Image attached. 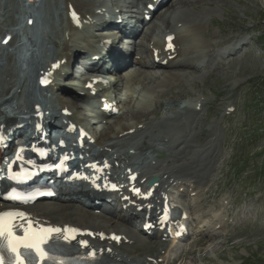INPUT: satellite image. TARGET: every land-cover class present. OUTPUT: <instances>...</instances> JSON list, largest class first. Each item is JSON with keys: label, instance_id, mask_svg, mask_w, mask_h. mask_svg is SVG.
I'll list each match as a JSON object with an SVG mask.
<instances>
[{"label": "rangeland", "instance_id": "obj_1", "mask_svg": "<svg viewBox=\"0 0 264 264\" xmlns=\"http://www.w3.org/2000/svg\"><path fill=\"white\" fill-rule=\"evenodd\" d=\"M78 1L83 4L88 2ZM27 2L28 0H0V39L10 29L14 32L18 30L20 43H25L30 38L37 40L34 47L23 45V48L18 49V43L0 49V87L5 82L10 87L17 79L19 65L30 54L40 55L44 45L49 44L54 57L62 50L66 1L40 0L28 10L25 8ZM176 3L177 0L170 1L154 22V26L152 24L151 37L155 36L157 39L161 36L154 31L165 29L161 26L160 16L175 7ZM34 8H38V20L34 28L27 29L24 20L27 13L33 12ZM178 12L176 9L173 13ZM187 12L192 16L199 13L203 15L195 23L192 22L195 24V31L189 28L179 29L180 36L190 35L201 48L206 44L219 54L213 51L209 59L199 67L196 66V73L189 75L194 70H183L182 67L164 73V81H170L155 88L150 92L151 96L147 97L149 101L160 102V106L155 108L149 105L148 109H156V113L151 114L146 121H141L147 126L149 123L151 129L160 125L158 129L161 131L156 132V138L165 136L163 133L166 130H174L182 137L181 142L178 141L175 146L168 145L174 150L166 148V156L161 152L162 147L157 144L162 158H157V151L142 144L143 141H155V138H151V130L146 129L145 134L128 141L119 138L117 142H122L123 147L126 142L130 144L125 149L133 152L128 158L131 162H159V165L167 169L176 167L172 172L198 165L197 170L203 177V184L198 190L199 197L194 196L195 201H188L187 205L190 208V229L200 231L192 234L186 242L174 245L172 250L167 249L166 255V249L163 250L164 246L156 239H148L147 245L126 248L121 252L137 258L160 256L164 259L162 264H264V0H201L198 10L190 8ZM166 19L172 22V19ZM189 40L192 41L190 38ZM145 42L146 40L143 41V46ZM190 59L194 58L185 60ZM148 69H155L152 71L154 73L164 70ZM173 74L189 76L181 78V85L175 79L172 80ZM156 76L163 80V76ZM152 78L155 81V77ZM138 80L141 81L140 77ZM142 81L144 82V77ZM193 81L196 83L192 84ZM120 87L124 89L122 96L132 99L130 103L123 105L122 112L138 109L135 98L141 96L139 84L131 90L122 85ZM31 96L33 99V92ZM93 121L95 124L92 127L97 133L96 146L98 143L107 142L102 137L104 133L108 140L114 139L120 125L134 130L136 128L135 121L125 119V114L120 118L110 119L108 127H100L94 118ZM110 127L113 131L107 129ZM162 128L165 129L163 133ZM162 142L165 143V140ZM200 143H206L208 147L199 148ZM132 144H137L140 148L132 149ZM184 147L186 150L182 152ZM169 156H181L178 158L182 161H169ZM184 164L186 169L182 167ZM58 204L54 201L42 203L40 206L52 208ZM67 206L72 208L75 205ZM226 211L228 220L233 218L227 224L236 222V225L215 230V219L225 215ZM222 219L226 220L227 217ZM63 221L77 223L68 217H64ZM204 230L210 231L207 235L214 231L216 233L209 237ZM176 256L180 259L176 260Z\"/></svg>", "mask_w": 264, "mask_h": 264}, {"label": "bare ground", "instance_id": "obj_2", "mask_svg": "<svg viewBox=\"0 0 264 264\" xmlns=\"http://www.w3.org/2000/svg\"><path fill=\"white\" fill-rule=\"evenodd\" d=\"M64 1H66V4H67V8L65 7L66 15H68V13H69L68 5H71L74 8V10L79 15H81V16H83L84 12H87L88 14L89 13L91 14L92 13L91 12L92 10H89V8H91L93 6L94 2H95L94 1V2L91 3V0H88L87 3L83 4V3L79 2L78 0H64ZM200 1L201 0H177V3H176V6L175 7H171V9H169V11L168 10L165 11V13H163L160 16L161 19L160 18L159 19L161 20L162 25L163 26H167V19H166L167 17L169 19L176 20L175 22H182L184 24H187L188 22L195 23L194 21H197V19H200V15H203V14L202 13H199V15L192 16L187 11L190 8L193 9V10H198ZM176 9H178L179 12L176 13V14H174L173 12ZM83 10H84V12H83ZM151 26H149L147 28V30H149ZM145 34H147V33H144V34L141 35V39L142 40L147 38ZM4 36L2 37V39L4 38ZM182 42H186V40L185 39H182ZM135 48H137V45L135 46ZM66 50H68V49H65V51ZM150 53H152V51H150ZM190 60H192V59H190ZM190 60H184L181 63V67H182L181 69H183V70L185 69L186 70V69L192 68L194 70L193 72H189V75H190V73H196V68H197L196 67L197 65H195ZM172 63H174V62L173 61H168L165 65H160L158 63H153L151 65H154V66H162L163 68H165V67L166 68H172V66L174 67V65ZM146 67H148V65L146 63L142 62L141 67L138 68V71L132 72L131 75H130V78L133 81H138L139 82L138 79L140 77V75H139V73L141 72L140 70H141V68H146ZM127 68H132V67H130V64H128V67ZM176 73H178V72H176ZM189 75H187V76H189ZM172 76H173L172 77V80L175 79V81L177 82V84H181V82H182L181 78H185L186 75L173 74ZM187 76H186V78H188ZM170 79H171V77H170ZM121 80H124V78L121 77ZM142 80L140 81V84L142 86L147 85V83H146L147 81L154 82L153 81V78H152V76L150 74L144 76V80L146 82H143ZM168 81H170V80H168ZM195 83H196L195 81L192 82V84H195ZM25 88H26V86H25ZM3 89L5 91L6 84H4V85L1 86V91L2 92H4ZM10 89H8V91ZM16 94L24 96V102L25 103L26 102L27 103L28 102L29 103L31 102L30 95L27 93L26 89L25 90H20L19 92H17V90H15L14 93H13V95H12V97L10 99H5L2 102V105L5 104V103L8 105V103H10L11 100H13V96L16 95ZM73 97L74 98H73V100H71V103L70 104H67V100L66 99H62L59 96L57 97V100L60 101V102H62L63 104L65 103L64 105H66L65 106L66 109H68V107H70L71 109L73 108V110L74 109H78V103H77V101H78V98H80V96L77 95V94H73ZM156 106H159V102L156 103ZM153 113L155 114L156 112H153ZM153 113H147V112H143V111H139V112L129 111V112H126L125 113V119H128V118H130L131 120L133 119L135 121V125H136L135 131L140 134V133H144L146 129L151 130V131H154V130L158 129V127L160 126V125H158L157 127H154V129L153 128L151 129V126L149 125V123H147L148 124V126H147L146 123H144V122L142 123L141 122V121H144V120L146 121L148 119V117L151 114H153ZM121 117H122V115H121ZM119 118H120V116H119ZM12 120H13V118L11 116H8V117L5 118V122L6 123H8V122H10ZM140 124H142L143 126H141ZM107 129L113 131V128L111 129V127L110 128H107ZM129 130H130V128H127L125 125L124 126H121L120 125L119 126V129L118 128L116 129L117 133L114 134L115 136L117 135L116 137H118V140L117 141H119L120 139L127 141L126 135L129 133ZM105 134L106 133H104L102 135V137L104 139L107 137ZM163 134L165 136H162V138H161L162 141L165 140V137H168V136H172L173 135V133L170 132V131H168V130H166ZM119 137H120V139H119ZM177 141H180V139H178ZM207 145L208 144H206V143H200L198 147L199 148H204V147H208ZM117 146L123 147L124 144L122 142H120V143L119 142H112V143L109 142V144L104 145V147H106V149H103L102 150V152H104V153L101 154V157H112L113 158L114 157V153L109 154L108 153V150L109 149H117V148H115ZM173 146H175V145H173ZM178 147H179V145L176 146V148H178ZM184 150H186V147L183 148L182 152ZM169 157H170L168 159L169 161L171 159H173L171 161H175V162L176 161H178V162L182 161V159H179L178 158V157H181V156H178L177 158L176 157H173L172 158V156H169ZM118 160H119V157L118 156H116L115 158H113V161L114 162L115 161L117 162ZM173 164L175 165V163H172V165ZM195 166H196L195 169L192 166L189 167L190 169H186L185 164H184V165H182V167L185 168L186 170H181V171L175 170L173 172H172V169H174V168L177 169L176 167H173V168L171 167L172 169H169V170L167 169V170H163V171L157 168L154 171L155 173H153V175L160 176L161 179L164 178L165 175H166L167 178L164 181V183H166V182L169 183L166 188H170V190L173 189V186L175 184L180 183L178 185V187L185 186L188 189H190V192H195L196 189L198 188V186L200 185V183L202 182V179H203V177L202 176H199L198 172L196 171L197 168H198V165L196 164ZM180 168H178V170ZM187 168H188V166H187ZM185 171H187L188 177H184L185 176ZM142 177H143V175H142ZM182 177L189 178L190 179L189 182H186L187 179H183ZM89 195L95 196V197L99 196V199L100 200H102L101 198L104 197L102 194H89ZM62 203L65 204V205H63V204L62 205H57V206L52 207V208H49L48 206H40V205L38 206V205H35V206L29 207L27 210H25V209L24 210H25V213L28 215V218H30L32 220H35V221H38L39 223H44L46 225H53V226H59V227H65V226H67V227L71 228V229H68L69 230L68 232L69 233H72L73 235H74V233H73L74 231H72V230L80 229V230L96 231L98 233H105L108 237L111 234H115V235L124 236L125 238H128L129 241H132L134 239L136 240V236L133 235L130 232L129 223L127 222V220H126V218L124 216H121L118 219L116 217V222H112L110 220L99 221V219L102 216L101 215H97V216H91V215H89V213L86 211V208L84 206H80L81 208H79V207H75L74 208V207L71 206L72 208H70V207L67 206L69 204H72V203H70V201L69 202H62ZM103 203H105V201H100L99 202L100 206H104ZM124 204L125 203H120V206H123ZM179 205L183 206L182 202L179 203ZM130 209L131 208H128V210H130ZM102 210L103 211H108L111 214L115 211V210H113V207L112 206L102 207ZM64 217H68V219H72V221L77 222L78 224L77 223L76 224L75 223H71V221L70 222H64L63 221ZM111 224L114 225V226L112 227ZM210 235H213V234H208V236H210ZM154 236L155 237L158 236V233H154ZM72 237H74V236H72ZM174 242H176V241H173V243ZM123 243H124V241H122L121 244H123ZM108 244H112V243H109L108 240H106L102 244H99L100 245V248L102 249L101 250L102 252H105L106 247L109 246ZM172 246L173 245H171V247ZM123 254L124 253H122V254L117 253V252H115V250L112 251V256L115 259H117L118 262H120L122 264H129L131 262V260L134 261V259L137 258L136 256H129L130 254H128V256L127 255H123ZM158 258H160V256H157L156 258H152V259L157 260ZM177 259L179 260L180 258H177ZM137 263H139V264H151V262H149V259H147V258H137Z\"/></svg>", "mask_w": 264, "mask_h": 264}, {"label": "snow or ice", "instance_id": "obj_3", "mask_svg": "<svg viewBox=\"0 0 264 264\" xmlns=\"http://www.w3.org/2000/svg\"><path fill=\"white\" fill-rule=\"evenodd\" d=\"M171 39V38H169ZM45 81L42 79L41 83ZM63 143V142H61ZM23 149H18V156ZM67 157H64L60 163L56 164V168H60L63 166ZM107 166V165H105ZM90 167L97 168L96 165H91ZM28 174L21 175L17 173L12 178L16 180H23L28 178ZM134 178V177H133ZM113 188L115 186L113 185ZM137 193L139 190H136ZM24 213L19 212H5L0 213V264H34L31 260L30 250L34 251L40 260H52L53 264H64L63 260H57L55 257L50 256L47 252L44 251L43 245L48 244L50 239H53V233H60L61 229L58 228H44L39 232L34 231L31 224L28 227L24 228L23 224L16 225L15 223H11L6 221L5 217H23ZM16 227L23 228V235L18 236L15 234ZM65 233L69 230L64 229ZM75 231V230H72ZM64 239L67 241L69 239L68 236H64ZM82 246H86L84 241H81ZM23 249V251H21ZM8 253V258L6 260L4 253ZM94 252H89L88 256L90 258L94 257Z\"/></svg>", "mask_w": 264, "mask_h": 264}]
</instances>
